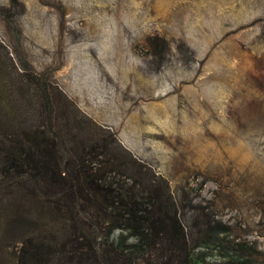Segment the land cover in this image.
Masks as SVG:
<instances>
[{
    "label": "rangeland",
    "instance_id": "obj_1",
    "mask_svg": "<svg viewBox=\"0 0 264 264\" xmlns=\"http://www.w3.org/2000/svg\"><path fill=\"white\" fill-rule=\"evenodd\" d=\"M57 90L164 181L198 264H264V0H0V132Z\"/></svg>",
    "mask_w": 264,
    "mask_h": 264
},
{
    "label": "trees",
    "instance_id": "obj_2",
    "mask_svg": "<svg viewBox=\"0 0 264 264\" xmlns=\"http://www.w3.org/2000/svg\"><path fill=\"white\" fill-rule=\"evenodd\" d=\"M16 91L27 108L25 85ZM57 92L45 97L46 129L25 116L20 131L0 132V231L20 243L18 264H198L164 181L107 128L101 138L86 131Z\"/></svg>",
    "mask_w": 264,
    "mask_h": 264
}]
</instances>
